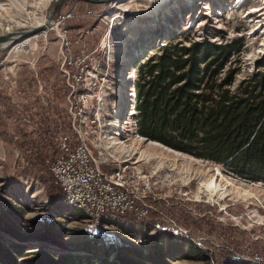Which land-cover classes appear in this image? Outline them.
<instances>
[{"label": "rangeland", "instance_id": "rangeland-1", "mask_svg": "<svg viewBox=\"0 0 264 264\" xmlns=\"http://www.w3.org/2000/svg\"><path fill=\"white\" fill-rule=\"evenodd\" d=\"M59 1L0 0V38L19 33L0 51V212L12 205L27 220L46 225L60 221L67 229L61 244L78 254L85 255L82 246L98 240L101 248L122 244L126 251L146 255L169 230L180 236H167L164 243L190 242L208 251L212 264L236 259L264 264V183L245 181L220 165L142 139L132 108L138 61L169 39L187 46L241 40V52L225 68L226 73L236 72L234 88L262 71L264 11L259 10L264 0ZM61 17H67L63 25ZM65 66L83 81L80 91L106 104L101 128L87 130L93 133L89 145L102 170L110 175L125 166L128 174L150 180L154 193L147 201L153 209L147 218L114 215L98 224L66 204L63 192L61 211L50 204L46 163L56 157L51 159L48 152L58 150L66 133L78 138L72 129ZM95 107L92 103L89 115ZM112 134L118 144L109 140ZM30 159H38L42 168ZM246 193L251 196L246 198ZM167 261L205 264L196 258Z\"/></svg>", "mask_w": 264, "mask_h": 264}, {"label": "trees", "instance_id": "trees-1", "mask_svg": "<svg viewBox=\"0 0 264 264\" xmlns=\"http://www.w3.org/2000/svg\"><path fill=\"white\" fill-rule=\"evenodd\" d=\"M241 49V40L187 46L175 38L139 60L133 84L135 130L142 139L220 165L245 181L264 183V61L258 64L263 72L250 75L234 88L236 72L226 73L225 68ZM48 153L54 159L59 150L51 148ZM29 163L42 168L38 159ZM44 182L50 204L61 211L62 189L51 172ZM49 222L27 220L12 205L2 210L0 264H168L169 259L183 258L212 264L208 251L190 242L182 239L184 243L179 244L171 239L164 243L167 236H180L169 230L146 255L126 251L122 244L101 248L98 240L82 246L85 255L73 253L70 245L61 244L67 234L65 224ZM54 245L60 250L51 247ZM221 264L254 263L236 259Z\"/></svg>", "mask_w": 264, "mask_h": 264}, {"label": "built area", "instance_id": "built-area-1", "mask_svg": "<svg viewBox=\"0 0 264 264\" xmlns=\"http://www.w3.org/2000/svg\"><path fill=\"white\" fill-rule=\"evenodd\" d=\"M60 19L59 22L63 25L67 17ZM65 68L69 90L67 100L75 120L72 129L78 138L75 139L71 132L64 134L58 145L59 155L46 163L55 179L61 183L63 201L80 208L87 218L98 224L110 221L114 215L122 216L132 212L137 217H146L147 212L140 210L134 203L138 196H150L140 186H136L138 183L134 175L128 174L129 171L125 172V166L110 175L104 173L90 148V136L93 133L90 135L87 130L101 128L106 109L104 100L101 97L91 99L80 91L83 81L75 73L71 74L67 66ZM92 103L96 105V111L89 115ZM143 183L149 184L150 181L146 179Z\"/></svg>", "mask_w": 264, "mask_h": 264}, {"label": "bare ground", "instance_id": "bare-ground-1", "mask_svg": "<svg viewBox=\"0 0 264 264\" xmlns=\"http://www.w3.org/2000/svg\"><path fill=\"white\" fill-rule=\"evenodd\" d=\"M122 1H124V0H122ZM254 9H256V8H254ZM256 10H258V9H256ZM259 11H261V13L264 11V9H263V7L261 8V10H259ZM44 26V24H42V25H40V26H37V28H40V27H43ZM30 27H32V26H30ZM35 27V26H34ZM33 27V28H34ZM25 28V27H24ZM36 27H35V29H37ZM7 30H5V32H6ZM10 32V31H9ZM14 33V32H13ZM10 35L12 34V33H9ZM19 33H17V34H15V36H9V38H8V40L6 41V42H2V43H0V51L1 50H3V49H5L8 45H10L11 43H13V41L16 39V38H18L17 37V35H18ZM28 43H29V40L28 41H26V42H22L19 46H17L16 48H21V47H23V46H26V45H28ZM117 127H119V126H115V128H117ZM114 134H112V136H111V138L109 139V140H111V141H115V137L113 136ZM146 140V139H145ZM147 141V140H146ZM148 142H150V141H148ZM153 145H156V146H159V147H163L164 149H167V150H169V151H171V152H174V153H179V152H176V151H173V150H171V149H169V148H167V147H164V146H162V145H160V144H158V143H154V142H151ZM113 144H118V143H116V142H114ZM58 156V155H57ZM56 156V157H57ZM49 168V167H48ZM101 170H102V168H101ZM103 171V170H102ZM129 170L128 169H126L125 170V172H128ZM51 172V171H50ZM104 172V171H103ZM105 173V172H104ZM52 174V173H51ZM53 175V174H52ZM137 176L138 175H136L135 173H134V178H135V181L138 183L136 186H140V188H142V189H144V192L146 193V194H148L150 197H148V198H146V197H142V196H138V199H136L135 200V203L134 204H136V206H138L139 207V209L141 210V209H144L146 212H147V216L146 217H143V218H147L149 215H150V212H151V210L153 209L152 208V206L149 204V201H147V200H149V199H151V195L154 193V191H153V187L151 186V183H149V184H142V182H143V180H146V178L145 177H139L140 178V180H137ZM54 177V176H53ZM55 178V177H54ZM59 184H60V186H61V183L58 181V180H56ZM150 181V180H149ZM213 183L214 184H212L213 186L215 185V186H217V183L216 182H214L213 181ZM146 188L147 189H149L150 191H148V192H146L147 190H146ZM234 188V187H233ZM61 189H62V186H61ZM235 189V192L236 191H239L238 190V188H234ZM62 192H64L63 191V189H62ZM70 195V194H69ZM71 196V195H70ZM251 196V193H246L245 194V197L246 198H249ZM145 199H146V201H145ZM130 200V199H129ZM123 217H136L135 216V214L132 212V213H128V214H124V215H122ZM114 218V217H113ZM112 218V219H113ZM138 218H142V217H138ZM111 219V220H112ZM110 220V221H111Z\"/></svg>", "mask_w": 264, "mask_h": 264}, {"label": "water", "instance_id": "water-1", "mask_svg": "<svg viewBox=\"0 0 264 264\" xmlns=\"http://www.w3.org/2000/svg\"><path fill=\"white\" fill-rule=\"evenodd\" d=\"M62 0H60L59 2H61ZM89 3H93V4H110L114 1H117V0H85ZM58 6V4L56 5V7ZM55 10V9H54ZM54 10L52 11V14L54 12ZM52 14L50 15V18L52 16ZM9 36H3L0 38V43L2 42H6L8 40ZM147 140V139H146ZM147 141H150V140H147Z\"/></svg>", "mask_w": 264, "mask_h": 264}]
</instances>
